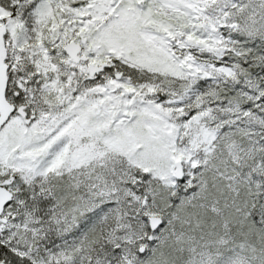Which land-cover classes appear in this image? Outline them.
<instances>
[{
	"label": "snow or ice",
	"instance_id": "6c2138e0",
	"mask_svg": "<svg viewBox=\"0 0 264 264\" xmlns=\"http://www.w3.org/2000/svg\"><path fill=\"white\" fill-rule=\"evenodd\" d=\"M0 264H264V0H0Z\"/></svg>",
	"mask_w": 264,
	"mask_h": 264
}]
</instances>
